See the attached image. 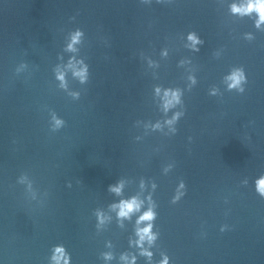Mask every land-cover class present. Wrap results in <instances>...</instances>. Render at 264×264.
I'll return each mask as SVG.
<instances>
[{
    "label": "water",
    "instance_id": "1",
    "mask_svg": "<svg viewBox=\"0 0 264 264\" xmlns=\"http://www.w3.org/2000/svg\"><path fill=\"white\" fill-rule=\"evenodd\" d=\"M77 27L91 77L81 84L69 72L65 91L53 69L72 55L64 45ZM192 30L205 41L199 52L185 47ZM233 66L248 74L243 94L223 81ZM157 84L185 89L175 134L149 126L164 119ZM260 175L264 31L231 15L228 0H0V264H48L57 243L73 264H101L106 240L127 248L132 224L113 219L97 232L93 214L119 199L107 191L117 179L125 195L141 179L159 185L156 259L164 250L173 264H264ZM180 179L187 194L173 205Z\"/></svg>",
    "mask_w": 264,
    "mask_h": 264
},
{
    "label": "clouds",
    "instance_id": "2",
    "mask_svg": "<svg viewBox=\"0 0 264 264\" xmlns=\"http://www.w3.org/2000/svg\"><path fill=\"white\" fill-rule=\"evenodd\" d=\"M151 3L152 0H144ZM162 3L164 0H158ZM228 10L231 15L240 18H250L253 21V27L258 31H264V0H228ZM85 31L83 28L77 27L73 29L64 45V51L71 53L66 63L57 64L53 69L55 79L59 83V87L68 91V73L76 78L81 84H87L91 77V69L89 64L83 57H79L80 45L84 43ZM254 38L253 33H245V39ZM185 47L191 52H199L200 46L205 43L201 35L192 30L188 31L185 36ZM161 56L169 55L168 49L161 50ZM63 60V56H60ZM190 63V60L188 61ZM185 60H180L179 65L183 66ZM149 66H157V62L149 59ZM189 89L198 83L195 75H190ZM223 81L228 91H236L240 94L246 92L248 84V74L243 66H233L223 76ZM154 94L159 100L160 111L164 114L163 120H157L149 126L152 131L167 132L175 134L178 129L176 125L180 119L186 114L183 110L184 92L182 87H173L157 84L154 86ZM76 98H79V92H71ZM210 95H216L217 89L210 90ZM171 113V115H169ZM52 129L62 128L65 121L58 114H53L51 118ZM173 165L169 164L163 168L164 175H168L173 170ZM25 177H21L20 182L25 181ZM244 183H248L244 181ZM255 190L259 196L264 197V175L255 178ZM127 182L124 179H117L107 187V191L114 194L119 199L114 200L104 208L94 210L95 227L97 232L103 231L106 226L115 219L118 226L123 229L126 222L132 224V232L127 240V248L117 252L114 249L113 242L106 240L104 248L99 252L98 259L101 264H140L141 258L144 264H173L172 257L164 250L159 251V259H156L158 241L161 232L157 227L159 217V204L155 198V194L159 187L158 183L152 181L150 184L147 180L141 179L140 192L132 195H125ZM187 194V185L183 179L176 184L174 193L171 197L173 205L179 203ZM227 226L222 225L220 232H226ZM48 264H73L72 253L63 243L52 245Z\"/></svg>",
    "mask_w": 264,
    "mask_h": 264
}]
</instances>
